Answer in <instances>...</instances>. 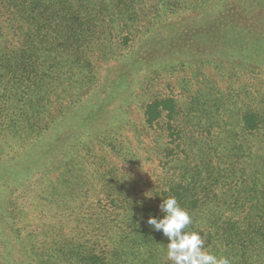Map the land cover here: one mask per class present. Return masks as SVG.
Here are the masks:
<instances>
[{"label": "trees", "instance_id": "16d2710c", "mask_svg": "<svg viewBox=\"0 0 264 264\" xmlns=\"http://www.w3.org/2000/svg\"><path fill=\"white\" fill-rule=\"evenodd\" d=\"M169 196L264 264V0H0V264H171Z\"/></svg>", "mask_w": 264, "mask_h": 264}, {"label": "clouds", "instance_id": "9594fccd", "mask_svg": "<svg viewBox=\"0 0 264 264\" xmlns=\"http://www.w3.org/2000/svg\"><path fill=\"white\" fill-rule=\"evenodd\" d=\"M158 210L161 216H149L146 223L167 238L166 258L171 264H230L226 257L205 250L199 232L187 230L192 218L174 196L161 199Z\"/></svg>", "mask_w": 264, "mask_h": 264}]
</instances>
